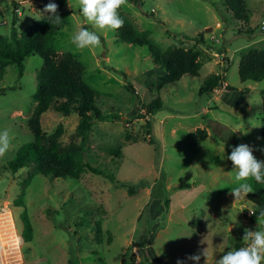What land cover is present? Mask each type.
Returning a JSON list of instances; mask_svg holds the SVG:
<instances>
[{
    "label": "rangeland",
    "instance_id": "1",
    "mask_svg": "<svg viewBox=\"0 0 264 264\" xmlns=\"http://www.w3.org/2000/svg\"><path fill=\"white\" fill-rule=\"evenodd\" d=\"M50 2L69 14L53 37L55 52L71 53L82 63L83 80L104 119L94 122L82 151L78 114L64 116L52 108L41 127L103 175L55 178L42 175L36 164L18 173L8 169L18 150L35 140L29 123L44 60L28 57L22 76L17 65H7L0 79V134L7 129L11 142L0 154V264H160L152 262L153 252L168 264H197L188 257L206 251L208 259L202 254L199 264H215L232 247L246 245L245 230H257L261 209L252 198L264 196V183L257 192L252 178L253 192L236 200L237 170L227 157L233 146L248 144L264 160V81L242 83L239 76L242 56L264 48L258 43L264 36V0H245L247 24L234 17L227 0H123L120 15L142 39L162 51L201 50L200 75H187L159 93L154 84L165 71L158 70L149 47L122 42L119 29L93 28L79 0H7L0 8V47L46 22ZM80 27L97 31L100 45L77 48L71 36ZM214 74L221 75L222 86L201 95ZM158 96L162 109L149 124L146 107ZM248 207L257 208L256 215ZM8 210L14 221L9 228L23 242L22 258L3 227ZM24 212L32 226L30 242Z\"/></svg>",
    "mask_w": 264,
    "mask_h": 264
},
{
    "label": "trees",
    "instance_id": "2",
    "mask_svg": "<svg viewBox=\"0 0 264 264\" xmlns=\"http://www.w3.org/2000/svg\"><path fill=\"white\" fill-rule=\"evenodd\" d=\"M229 9L238 21L249 23L250 16L246 8L245 0H227ZM59 15L62 21L55 22L53 15L46 22L39 23L33 33L12 45L0 47V79L6 72L9 64L17 65L19 74H24L25 60L33 55H38L44 60L42 70L38 75L37 108L30 120L29 128L35 140L22 146L13 160L9 162L8 169L12 173H18L21 169L36 164L39 172L44 176L55 178H78L85 172L95 175H103V172L90 164L83 163L75 158L70 150L55 139L48 138L41 127V118L50 109H54L64 116L74 113L80 117L77 128V136L81 139L80 150L87 141L95 121L104 119L102 110L96 105L89 86L83 80L84 67L73 54L55 52L53 45L54 35L60 31L68 21V11L59 5ZM251 30H247L250 33ZM252 32V31H251ZM119 39L128 44L148 46L158 70L165 71L154 84L159 93L164 87L179 82L185 76L198 77L202 64L199 61L201 50L194 48L185 50L179 47H171L162 51L152 41L142 39L133 30L131 24L124 23L118 30ZM204 41L198 39V44ZM239 76L242 83L264 81V48L249 49L241 58L239 64ZM222 86L221 75H212L200 89V94L211 95ZM129 89L133 91L132 87ZM232 89V88H230ZM147 119L149 124L153 120V112L162 109V100L157 97L147 107ZM264 110V93H263ZM205 133V132H204ZM262 133L264 135V117ZM205 135V134H204ZM186 187L188 185H185ZM129 192L134 195L133 188ZM257 192H263L262 183L257 182ZM253 201L260 208H264V196L255 195ZM22 198L17 203H22ZM167 204V203H166ZM25 231L28 233L26 241L32 239V226L27 212L22 215Z\"/></svg>",
    "mask_w": 264,
    "mask_h": 264
},
{
    "label": "clouds",
    "instance_id": "3",
    "mask_svg": "<svg viewBox=\"0 0 264 264\" xmlns=\"http://www.w3.org/2000/svg\"><path fill=\"white\" fill-rule=\"evenodd\" d=\"M123 0H79L81 14L93 28L100 30L119 29L124 24L119 9ZM7 7V0L0 3V8ZM59 5L50 2L45 6L44 11L49 12L55 18L56 23L62 21L58 12ZM72 43L79 49L91 48L100 45L101 37L97 31L80 27L71 36ZM255 125L253 121L250 122ZM10 137L7 129L0 134V154L6 153L10 147ZM224 148V145H222ZM233 162L235 167V186L232 192L236 198L244 199L248 193L253 192L251 179L258 183H264V160L258 159L254 155L253 148L248 144L233 146L231 153L227 157ZM253 215H256L257 208L248 207ZM264 208L259 209L258 228L255 231L245 230L244 239L246 245L231 248L215 264H264ZM223 251V249L221 250ZM207 256V251L202 253ZM202 254L189 256V260H194L199 264ZM177 264H185V261H178Z\"/></svg>",
    "mask_w": 264,
    "mask_h": 264
},
{
    "label": "bare ground",
    "instance_id": "4",
    "mask_svg": "<svg viewBox=\"0 0 264 264\" xmlns=\"http://www.w3.org/2000/svg\"><path fill=\"white\" fill-rule=\"evenodd\" d=\"M6 213H8V214H5L3 217H2V222H3V227L4 228H7L6 230H7V232L8 233H10V235H13V238H12V240L13 239H15V245H16V250H14L15 251V254H17V257L19 256V258H22V254H21V247H22V244H23V242H22V240H21V238H20V236H19V234L17 233V229L15 228V230H14V228H13V230L12 229H10L9 228V224L10 223H13L14 221H13V215H12V213H11V210H8V211H6ZM15 225V224H14ZM16 227V226H15ZM4 230V229H3ZM12 230V231H11ZM3 233V232H2ZM6 234V233H5ZM4 235V234H3ZM5 237V236H4ZM10 243V242H9ZM4 248V244H1V247H0V251L2 250ZM4 250V249H3ZM2 250V251H3ZM1 251V252H2ZM1 252H0V254H1ZM1 258V257H0ZM3 261V260H2ZM4 261H6V260H4ZM0 263H1V261H0Z\"/></svg>",
    "mask_w": 264,
    "mask_h": 264
},
{
    "label": "crops",
    "instance_id": "5",
    "mask_svg": "<svg viewBox=\"0 0 264 264\" xmlns=\"http://www.w3.org/2000/svg\"><path fill=\"white\" fill-rule=\"evenodd\" d=\"M258 43L260 44V45H262V46H264V36L258 41ZM154 204L155 203H151L150 201H149V203H148V205L149 206H151V208L154 206ZM154 208H155V206H154ZM171 209V208H170ZM172 210V209H171ZM172 213H173V211H172ZM158 214H159V211H157L156 212V214H155V216L157 217L158 216ZM151 245H152V243H150ZM156 256V258H152V262H158V263H160V264H168V263H166V262H164V261H162L160 258H157L158 256H157V254L155 255V253L153 252L152 253V256Z\"/></svg>",
    "mask_w": 264,
    "mask_h": 264
},
{
    "label": "built area",
    "instance_id": "6",
    "mask_svg": "<svg viewBox=\"0 0 264 264\" xmlns=\"http://www.w3.org/2000/svg\"><path fill=\"white\" fill-rule=\"evenodd\" d=\"M263 26H262V29L264 30V21L262 22ZM19 263V262H18Z\"/></svg>",
    "mask_w": 264,
    "mask_h": 264
}]
</instances>
